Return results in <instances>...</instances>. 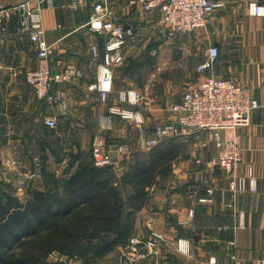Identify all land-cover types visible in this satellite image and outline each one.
<instances>
[{
  "label": "crops",
  "instance_id": "obj_1",
  "mask_svg": "<svg viewBox=\"0 0 264 264\" xmlns=\"http://www.w3.org/2000/svg\"><path fill=\"white\" fill-rule=\"evenodd\" d=\"M11 1L0 0V4ZM95 1L46 0L38 13L44 39L51 46L52 71L68 76L62 85L67 95L65 114L39 102L25 83L26 74L36 68V53L28 34L20 30L19 15L13 14L3 22L0 34V182L6 186V191L20 200L27 197L29 190H42L44 186L41 174L39 182L29 178L26 187L24 181H20L19 177H28L26 169L20 167L29 157L25 145L35 142L40 159L46 160L45 157L51 155L58 165L67 168L65 176L72 174L81 162L91 161L90 146L97 133L92 136L90 129L98 125L99 116L106 108L92 88L97 64L103 55V39L87 27ZM108 2L112 21L128 26L133 35L153 28L157 16L143 13L139 6L131 5V0ZM251 2L264 4V0H220V6L209 17V45L218 48L219 56L207 74L234 80L259 103L249 124L237 131L241 161L234 169L235 176H245L250 169L256 179V191L237 196L233 206H229L228 179L218 167L209 163L214 149L206 135L157 144L154 149L178 145L180 154L172 162L170 172L157 176L154 185L147 189V204L132 214V231L128 239H144L150 231L163 236L159 255L139 264H204L211 257L220 264L232 263L231 257L239 264H264V17L249 15L248 4ZM144 16L146 20L143 21ZM92 45L98 48L97 57L91 54ZM116 86L113 71V87ZM182 92L174 98V103L180 101ZM115 103L116 99L111 97L110 104ZM140 109L144 111L143 106ZM42 110L58 122L55 130L45 128L37 118ZM143 114L146 124L168 118V113L164 115L157 107H151L149 113L144 111ZM91 120L95 124L91 125ZM44 134H50L51 141ZM117 134L114 130L108 135L109 141L101 136L112 157L117 156V142H120ZM148 138H152L151 131H147L141 140ZM202 142L207 143L202 146ZM71 151H82L86 155L71 157L70 165H66L67 152ZM129 159L121 161L120 169L114 171L123 172L120 174L124 176L133 164H129ZM53 177L59 178L58 173ZM15 178L21 186H14ZM121 180H114V185L118 188L123 212L127 213L130 211L128 197L133 190ZM123 188L129 192L126 200L121 196ZM208 188L213 190L212 202L198 203V199L206 196ZM189 211H192L191 218ZM178 240L189 241V253L177 251ZM121 247L117 246L89 264H119Z\"/></svg>",
  "mask_w": 264,
  "mask_h": 264
},
{
  "label": "built area",
  "instance_id": "obj_2",
  "mask_svg": "<svg viewBox=\"0 0 264 264\" xmlns=\"http://www.w3.org/2000/svg\"><path fill=\"white\" fill-rule=\"evenodd\" d=\"M46 0H30L13 8L0 11V34L3 22L15 12L20 17V30L28 34V39L36 53V68L27 73L25 83L35 98L43 104L56 106L57 112L65 114L67 95L62 85L68 76L53 72L51 66V46L45 39L39 25L38 13ZM131 5L139 6L143 13L157 16V24L168 36L191 33L205 28L213 11L220 6V0H131ZM92 14L87 27L93 34L103 39V55L97 64L96 80L93 90L99 101L106 106L104 114L99 116L98 127L110 130L112 122L117 119L123 123L143 127L145 119L140 103L142 94L133 88L119 90L114 94L113 70L123 63V50L127 39L133 35L131 29L124 30L123 25L111 19L112 11L108 0H97L92 4ZM248 13L253 17H264V4L249 3ZM93 57L98 56V48L90 47ZM219 56L216 46L210 45L203 54L202 61L195 67V77L186 85L178 103L172 104L167 120L152 125V138L144 141L147 148L159 143L196 137L208 136L214 149V156L209 161L218 167L228 179L229 206L237 196L256 191V179L249 169L245 176H235L234 169L241 161L238 129L249 124L250 116L259 107L257 100L251 97L248 90L232 79L214 77L207 74ZM111 97L115 104H108ZM37 118L47 129H55V118L46 110L38 113ZM207 142H202L205 146ZM128 145L116 148L112 157L103 143L100 134L94 136L90 146L92 164L96 168H120V162L130 154ZM213 190L206 189V196L198 199V203H211ZM192 217V211L188 212ZM162 235L150 231L146 239L130 238L119 252V264H139L159 255V244ZM176 249L181 254L189 253V241L178 240ZM51 262L82 264L79 259L68 258L57 253L50 255ZM233 262L239 264L235 257ZM204 264H220L214 257ZM263 264V263H261Z\"/></svg>",
  "mask_w": 264,
  "mask_h": 264
},
{
  "label": "trees",
  "instance_id": "obj_3",
  "mask_svg": "<svg viewBox=\"0 0 264 264\" xmlns=\"http://www.w3.org/2000/svg\"><path fill=\"white\" fill-rule=\"evenodd\" d=\"M179 154L171 144L135 159L122 180L133 190L127 213L114 178H102L108 167L96 168L92 159L63 179L43 172V189L29 190L24 200L0 182V264H67L49 261L53 253L89 264L126 245L132 214L147 204V189Z\"/></svg>",
  "mask_w": 264,
  "mask_h": 264
},
{
  "label": "rangeland",
  "instance_id": "obj_4",
  "mask_svg": "<svg viewBox=\"0 0 264 264\" xmlns=\"http://www.w3.org/2000/svg\"><path fill=\"white\" fill-rule=\"evenodd\" d=\"M144 20H146L145 16L143 21ZM209 22L205 28L195 30L191 33L168 36L167 33L163 32L162 28L158 26L157 20L154 19L153 28L148 32L139 31L136 35H132L127 39L126 46L122 53L123 63L113 70L114 82L117 84L116 88H113L116 91L117 89L123 90L127 88L136 89L143 96V102L140 107L143 106L145 112L149 113L151 107H157L163 110L164 115L167 114V110L171 104L174 103V98L182 92L187 84L193 81L195 77V67L200 63L203 54L210 46L209 38L211 36V31ZM171 101L172 103H169ZM110 103L111 99L108 104ZM51 107L56 109V106ZM56 123L58 124L57 121ZM90 124H95V121L91 120ZM152 125L153 124L145 123L143 127H135L131 124L122 126L119 121L115 122L114 120L110 130H101L97 127L98 125H96V127L93 125L90 131L92 136L97 133L102 137L105 136L108 140V135L115 130L120 136L117 138V141L121 142L116 141L117 147L118 145L126 144L131 148L128 156L130 158V164L133 163L135 159H145V156L154 149L147 148L144 144L145 140H141L144 138L147 131H151ZM44 136L46 135L44 134ZM46 137L48 141H51L52 137L50 134ZM163 144H167V142H163ZM25 148L29 151V157L22 161L23 164H21L20 160V167L22 166V169H26L25 172L28 177H19L21 179L20 181H24L25 187L26 181L31 177H33L31 179L39 182L40 174L43 172H48L50 175H54L57 172L60 179L65 178L64 176L67 168H64V165H58L51 155H49L48 158L45 157L46 160H41L37 152L38 146H35V142L32 145H25ZM184 148L186 149V146H184ZM133 151H135V153ZM71 152H67L66 165H70L71 157L74 159L75 157L86 155V153L84 154L82 151L69 154ZM119 169L120 168L114 169V167H108L107 171L102 173V178L111 177L114 178V180H118L119 178L123 180L128 172L122 176L120 173L123 172L116 173L114 171ZM13 173H15V170H13ZM18 180L19 179L15 178L12 182L16 187L22 185L19 184ZM16 193L20 194L18 191H16ZM122 195L126 200L129 196V192H126V189L123 188V192L121 190V196ZM80 261L83 264V261Z\"/></svg>",
  "mask_w": 264,
  "mask_h": 264
},
{
  "label": "water",
  "instance_id": "obj_5",
  "mask_svg": "<svg viewBox=\"0 0 264 264\" xmlns=\"http://www.w3.org/2000/svg\"><path fill=\"white\" fill-rule=\"evenodd\" d=\"M30 0H12L11 2L7 3V4H0V11L1 10H5V9H9V8H13L21 3L27 2ZM15 14H17V12H15ZM124 30L128 29V26L124 25L123 26Z\"/></svg>",
  "mask_w": 264,
  "mask_h": 264
}]
</instances>
